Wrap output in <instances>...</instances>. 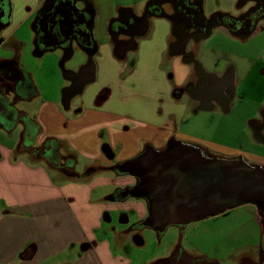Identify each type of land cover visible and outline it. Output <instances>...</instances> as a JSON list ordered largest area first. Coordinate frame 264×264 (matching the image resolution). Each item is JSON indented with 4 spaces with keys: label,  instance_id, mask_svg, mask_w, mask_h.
Returning <instances> with one entry per match:
<instances>
[{
    "label": "crops",
    "instance_id": "1",
    "mask_svg": "<svg viewBox=\"0 0 264 264\" xmlns=\"http://www.w3.org/2000/svg\"><path fill=\"white\" fill-rule=\"evenodd\" d=\"M89 1L96 53L91 57L74 44L70 59L82 57L81 63L74 64L59 50L36 53L32 20L42 0H12V19L0 43L12 39L15 45L8 46L11 56L2 59L18 56L36 92L14 104L27 124L0 120V264H149L156 256L142 251L147 239H142L144 244L130 239L133 229L144 227L148 210L123 196L138 181L121 175L117 168L149 147L163 150L172 138L190 143L180 131L188 114L212 116L216 128L228 124L227 144L234 138L246 142L238 149L230 148L235 151L231 159L242 157L252 166L264 167V86L257 82H264V17L241 37L216 24L214 31L202 35L196 47L187 51L196 49L193 69L195 60L188 62L183 53L175 52L174 24L165 15H152L148 22L154 26L140 32L117 30L124 13L141 17L154 0ZM212 53L222 56L211 59ZM51 57L53 65H49ZM152 64L159 68L161 85L145 76ZM90 65L92 75L82 93L66 95L74 79ZM191 75L196 77L185 98L182 88ZM202 76L223 83L230 78L228 100L196 96ZM158 88H164V98ZM239 97L242 101L237 104ZM9 100L14 103L10 96ZM20 102L28 103L29 109H19ZM5 105L0 99L1 114L6 112ZM92 170L111 172L115 179L99 186L73 182ZM97 189L104 195L95 194ZM92 194L103 197H95L92 203ZM106 211L140 215L113 220L121 228L112 232L120 239H97ZM257 218L261 224L257 248L262 249L264 218L260 213Z\"/></svg>",
    "mask_w": 264,
    "mask_h": 264
},
{
    "label": "flooded vegetation",
    "instance_id": "2",
    "mask_svg": "<svg viewBox=\"0 0 264 264\" xmlns=\"http://www.w3.org/2000/svg\"><path fill=\"white\" fill-rule=\"evenodd\" d=\"M84 1L42 0L41 7L32 20L37 54L59 50L64 53V57L73 55L74 44L84 51L87 49L88 52H85L88 55L96 50L92 33L94 13L91 5ZM206 6L207 0H154L146 7L141 17L124 13L116 28L130 33L140 32L147 28V22L152 15H165L174 24L176 40L172 42V46L175 52L183 53L185 60L190 62L194 58L192 53L187 51L196 47L202 35L214 31L216 24L221 23L234 36L241 37L253 31L264 17L263 0H238L235 9L232 7L231 11H217L209 16L206 14ZM168 7L170 11L167 12L165 10ZM12 13V0H0V25H3L0 34L9 26ZM19 63L18 56L12 60L0 59V99L6 104V112L0 113V120L27 124L28 121L19 115L14 104L18 99L34 94L36 89L31 76L20 68ZM92 69L90 65L84 74L74 79L73 85L77 86L88 80ZM229 80L230 78L223 83L215 78L202 76L195 90L196 96L204 99L214 97L220 102H225L231 95L232 86ZM72 87L67 89L66 95L72 93ZM9 96L13 98L14 103L9 100ZM202 152L206 157H213L207 150L202 149Z\"/></svg>",
    "mask_w": 264,
    "mask_h": 264
},
{
    "label": "rangeland",
    "instance_id": "3",
    "mask_svg": "<svg viewBox=\"0 0 264 264\" xmlns=\"http://www.w3.org/2000/svg\"><path fill=\"white\" fill-rule=\"evenodd\" d=\"M237 2L238 0H207L206 14L209 16L217 11L230 10L232 7L235 9ZM84 3L90 4L91 2L85 0ZM146 26V29H148L149 26H154V24L147 22ZM2 39V34H0V42L3 41ZM14 45L15 43L12 39H8L6 42H2V44L0 43V59L9 58L11 54L8 46L13 47ZM203 51L206 53V49ZM192 55L193 58H195V61L191 64H193V69H196V49H193ZM207 55L208 54H206V56ZM221 56V54L212 53L210 57H212L211 59H218ZM70 60H73L74 64H78L81 63L82 57L79 55ZM48 61L52 63L49 65L54 64V59L52 57L49 58ZM48 68L52 67L49 66ZM145 76L149 79L151 77V82L156 83L162 75L160 74L159 68L152 64L147 69ZM193 76H190V81H187L185 87L182 88L185 91V98L190 92ZM257 82L261 85V88L264 86L263 81ZM158 83L161 85L160 82ZM157 90L161 91L163 94L162 98H164V88H158ZM155 91L156 89H153V92ZM259 96H261V93H258V97ZM240 99V97L237 98L235 102L237 104L241 103L242 100ZM248 102V100L244 101V103ZM18 108L21 110H27L29 109V105L26 102H20L18 103ZM170 122L172 123L170 128L174 130V123L172 121ZM211 124L212 116L209 117L202 115L199 118H196V116L188 114L180 131L185 134L184 138L187 139V141H190V143L187 144H192L207 150L210 156L225 160L233 158L235 151L230 148L238 149L246 142L241 140L236 142L234 141V138L233 140L230 139L231 141H228L230 145L227 144L225 140L226 132H224V130L228 129L226 127L228 124H222L218 128ZM191 136L196 138L195 141H192ZM216 142L221 144V146L217 147L215 145ZM246 162L248 163V161ZM113 164L116 168L118 167V163L115 162ZM248 164L251 165L250 163ZM80 169L77 171L83 175L84 171H81ZM104 172L108 171H93L90 174H85L81 180L76 177L73 178V182L75 183L79 181L83 184L93 183L94 186H99V184H102L109 179H115L114 174L111 172ZM121 175L127 176L124 174ZM93 192H95V194L100 192L104 195L101 189H97ZM95 197H98L99 199L103 196L92 194V196H90L92 203L97 200ZM134 199L135 198H131L130 201L143 203L145 205L144 207H146L145 209L148 210L149 216L148 201L145 199ZM139 215L140 214L137 213V211H130L129 213L106 211L103 213L102 219L104 223L102 224L103 227L100 230V233L97 234V239H103L104 237L120 239L118 238L117 233L112 232V229L116 227V230H119L121 227L119 228L115 226V223H112L113 220L119 216L121 220L127 221L131 220V217H134L135 219V216ZM257 216H259L257 208L254 205L247 204L215 217H209L207 219L181 226H170L164 232H155L145 226H138V230L135 231V229H133L134 234L130 239H134V242L141 241L142 244H144V240L142 241V239H147V246L142 251H146V254L149 257L152 255L156 256L153 257L149 264H264V245H262V249L257 248L260 246L257 228L259 229L261 227L260 222L258 223L259 220Z\"/></svg>",
    "mask_w": 264,
    "mask_h": 264
},
{
    "label": "water",
    "instance_id": "4",
    "mask_svg": "<svg viewBox=\"0 0 264 264\" xmlns=\"http://www.w3.org/2000/svg\"><path fill=\"white\" fill-rule=\"evenodd\" d=\"M87 83L73 85L69 96L82 93ZM117 170L137 179L123 196L148 201L149 216L143 225L155 232L247 204L256 206L264 218V167L251 166L242 158L206 157L201 148L172 138L163 150L149 147Z\"/></svg>",
    "mask_w": 264,
    "mask_h": 264
}]
</instances>
